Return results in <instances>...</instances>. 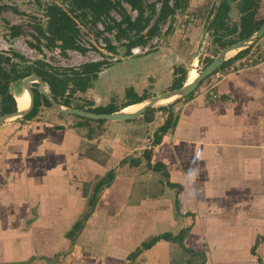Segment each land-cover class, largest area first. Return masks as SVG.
<instances>
[{
	"label": "crops",
	"instance_id": "1",
	"mask_svg": "<svg viewBox=\"0 0 264 264\" xmlns=\"http://www.w3.org/2000/svg\"><path fill=\"white\" fill-rule=\"evenodd\" d=\"M201 27L188 28L186 43L175 32L140 55L117 49L79 91L84 103L120 110L126 89H171L193 37L209 33ZM246 54L254 64L238 67ZM237 56L169 108L127 120L41 105L1 123L0 264H264V35ZM163 234L171 239L141 246Z\"/></svg>",
	"mask_w": 264,
	"mask_h": 264
},
{
	"label": "rangeland",
	"instance_id": "2",
	"mask_svg": "<svg viewBox=\"0 0 264 264\" xmlns=\"http://www.w3.org/2000/svg\"><path fill=\"white\" fill-rule=\"evenodd\" d=\"M142 1L147 6L155 0ZM218 2L219 0H188L185 8L176 11L173 16L159 23L157 34L145 42V44L148 43L150 46L148 51L154 50L160 44L169 43L167 36L175 32L182 35L180 38L181 42L192 41L191 37L185 36L188 33V28L192 25L196 26L198 23L202 25L201 29L209 26L211 22L209 18L215 12ZM228 3L229 10L233 7L232 11L235 13L237 11V6L235 7L237 5L236 1L228 0ZM51 5H57L75 23V27L77 28L75 39L77 45L80 47L79 50L77 49L80 57H77L72 52L75 49L63 50L60 48V41H50V35L47 32V11ZM158 7L159 5L157 4L156 10ZM123 13H129L131 16H134L132 10L123 2L122 6L110 9L109 13L95 18L91 12H82L76 9L72 0H0V54L9 57L15 62L19 71L28 70L32 74L35 69H39L46 72L49 79L60 80V84L64 86V91L57 97L58 101L61 104L64 101H68L72 107L82 106L83 109H87L88 106L84 103L86 99L82 98L78 90H73L74 76L72 75L84 65L94 62L98 64L111 62L114 59L113 53H118L116 49L122 48L123 54L130 53L128 50V36H117L118 28L116 24L121 19ZM256 17L260 20L264 18V0H260L259 7L256 9ZM233 18L236 20L234 21L232 18L225 20L227 27L219 29L215 37L210 27H208L209 33L206 37L200 38V34L193 37L195 40H193L194 44L191 52H189L190 57L185 63V68H183L184 80L201 70L225 44L238 40L239 30L241 29L239 25L240 16L236 18L233 16ZM155 21L156 16L154 15L151 23L154 24ZM98 24H101L103 28L100 31ZM233 26L236 27L235 30H231ZM251 26L252 24L249 25V27ZM111 27L115 30V34L113 35L115 41L113 52L108 49H102L98 44V38L103 34V31L109 30ZM184 36L187 40L184 39ZM156 37L157 40L152 42ZM195 41L199 42L201 47H196ZM56 47H59L58 53L54 52ZM193 58H198V61L194 60L192 62L191 59L193 60ZM190 63L193 69H190ZM188 70L190 72L187 76ZM220 70H223V68ZM177 72L176 74L179 76L181 72ZM206 79L201 81L196 89L202 83H205ZM19 82V79L16 80L14 89L11 88L17 107H21L26 96ZM32 87L36 88V85L32 84ZM41 105H44L42 101L37 108L36 114L40 111ZM85 105L87 107H84ZM53 113L58 112L55 111Z\"/></svg>",
	"mask_w": 264,
	"mask_h": 264
},
{
	"label": "trees",
	"instance_id": "3",
	"mask_svg": "<svg viewBox=\"0 0 264 264\" xmlns=\"http://www.w3.org/2000/svg\"><path fill=\"white\" fill-rule=\"evenodd\" d=\"M232 1H237V8L241 14L239 22V25L241 26V29L239 30V40L249 35L254 29H256L260 25L262 20L256 22L253 21L254 12L257 7L258 0ZM122 2L126 3L131 10L136 11V15L133 18L129 13H123L121 19L116 24V27L118 28L117 36H128V47L130 48L131 46L136 44H145L147 40L156 35L159 23H162L167 18L173 16L176 11L185 8L188 0H155L154 2L149 3V5L147 6L144 5L142 0H72V3L76 9L81 10L82 12H91L95 18H99V16L102 14L109 13L110 9H114L120 5L122 6ZM157 4L159 5L158 10H156ZM228 10V0H219L213 18L209 23V27L212 29L214 37L216 36L219 29L227 27L225 20L229 18ZM154 15L156 16V21L153 24L151 23V20ZM47 17V32L50 35V41H60V48H62L63 50L70 48L79 50L80 47L77 45L75 39V36L77 34V28L75 27V23L67 15V13L61 10L57 5H51L48 7ZM250 24H252L251 27H249ZM235 28L236 27L233 26L231 30H235ZM133 36L135 37L133 38ZM234 42L235 41L228 42L223 47ZM249 48L244 50L242 53L238 54L237 57L245 53L247 50H249ZM107 49L112 51L114 50V47L109 45ZM229 61L230 60L223 63L219 68H217L213 72H216L218 69L223 68ZM102 65L103 64H98L95 62L90 63L84 65L79 71L75 72L74 75H72L74 76L73 90L76 89L78 91H84L89 86L90 80L96 77V74L100 70V67ZM177 71L181 73L178 77L175 76L172 88L179 87L180 85H182L185 79L183 75L184 69L182 67H175V73H178ZM34 73L39 75L46 82L52 92L54 99L58 101L57 97L61 95V93H63L64 91V86L60 84L61 81L49 79L47 73L39 69H35ZM29 74L30 72L28 70L19 71L15 62H13L9 57L0 54V114L16 110L17 104L13 97L14 94L11 90V84L15 83L18 79L21 80L23 77ZM32 90L34 92L33 106L30 112L27 113L23 118H30L34 116L36 114L38 106L41 104V101L44 105L51 106L48 100L42 94H40L36 88L32 87ZM125 96L127 98V101L124 102L123 106L134 104L140 101L141 99L145 98V95L138 96L130 88L126 89ZM62 104L70 106L68 101H64V103ZM77 108L83 109L82 106H78ZM163 108L164 107H162V109ZM86 110L96 113H107L115 111L117 109L113 103H109L106 106H98L94 108L88 107ZM152 110H154V108H149L145 111V113L150 112ZM97 121H103V119H98ZM170 123L171 121L168 117L155 132L154 142H157L160 139V133L165 132L170 127ZM112 178L113 172L109 171L107 173V177L104 179V181H100L97 187L101 188L104 184H108V182ZM80 227L81 223L78 222L74 225V230L79 229ZM160 237L171 239L170 234L158 235L153 237L149 242L142 243L141 246L149 247L155 242V240ZM138 251L139 248L135 251H132L127 256V259H134V257L138 254Z\"/></svg>",
	"mask_w": 264,
	"mask_h": 264
},
{
	"label": "water",
	"instance_id": "4",
	"mask_svg": "<svg viewBox=\"0 0 264 264\" xmlns=\"http://www.w3.org/2000/svg\"><path fill=\"white\" fill-rule=\"evenodd\" d=\"M262 35H264V19L249 35L221 48L201 70L196 72L195 77L191 80H185L179 87L171 88L159 94L145 97L133 105L107 113H96L86 109L63 105L54 99L50 88L39 75L35 73L29 74L23 77L19 82V85L29 96L27 107L23 109L16 108L15 111L0 114V124L8 120L23 118L30 112L34 101L32 84L36 85L37 91L48 100L49 104L56 112L74 114L86 119L127 120L142 114L149 108L162 106L169 108L172 103L185 98L188 94L195 90L202 80L212 74L213 71L219 68L223 63L236 57L239 53L251 47ZM14 86L15 83H12L11 88Z\"/></svg>",
	"mask_w": 264,
	"mask_h": 264
},
{
	"label": "built area",
	"instance_id": "5",
	"mask_svg": "<svg viewBox=\"0 0 264 264\" xmlns=\"http://www.w3.org/2000/svg\"><path fill=\"white\" fill-rule=\"evenodd\" d=\"M132 12H133V14L135 16L136 15V11L132 10ZM134 16H132V18ZM98 27H99V31L103 29L102 26H101V24H98ZM114 34H115V30L112 29V28L109 29V30L103 31V34L98 38V44L101 46L102 49H107V47L109 45L114 46V44H115V41H114V38H113V35ZM81 35H82V33H81ZM156 40H157V37L154 38L152 40V42H155ZM149 48H150V46H149L148 43L145 44V45L144 44H136V45H133V46H131L129 48V52H130L129 54H131V55H140V54L148 51ZM76 50L77 49L73 50L72 52H74L77 57H80L79 51L78 50L76 51ZM54 52L55 53H58L59 52V47H56ZM109 53L111 54V52H109ZM254 60H255V57L254 56H251V54H246V55H244V57H242V61L240 62V65H238V67L250 66L251 63L255 62ZM212 88L213 87H207V93L211 97L215 98L216 95L213 93Z\"/></svg>",
	"mask_w": 264,
	"mask_h": 264
},
{
	"label": "bare ground",
	"instance_id": "6",
	"mask_svg": "<svg viewBox=\"0 0 264 264\" xmlns=\"http://www.w3.org/2000/svg\"><path fill=\"white\" fill-rule=\"evenodd\" d=\"M195 75H196V72L191 77H188L186 80H191L193 77H195ZM25 94H26V96L24 98L23 104L21 105V107H17L19 109H23V108L27 107V105H28L29 96H28L27 92H25Z\"/></svg>",
	"mask_w": 264,
	"mask_h": 264
}]
</instances>
